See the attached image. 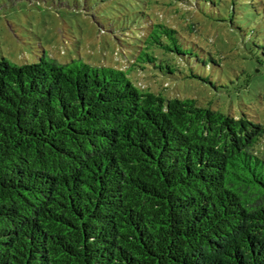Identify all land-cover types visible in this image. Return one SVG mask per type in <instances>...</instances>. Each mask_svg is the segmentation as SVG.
<instances>
[{"label":"trees","instance_id":"16d2710c","mask_svg":"<svg viewBox=\"0 0 264 264\" xmlns=\"http://www.w3.org/2000/svg\"><path fill=\"white\" fill-rule=\"evenodd\" d=\"M125 2L108 7L143 17L133 67L202 81L216 65L152 18L161 2ZM192 2L232 26L247 0L165 6ZM163 92L82 60L0 58V264H264V125Z\"/></svg>","mask_w":264,"mask_h":264},{"label":"rangeland","instance_id":"374dc122","mask_svg":"<svg viewBox=\"0 0 264 264\" xmlns=\"http://www.w3.org/2000/svg\"><path fill=\"white\" fill-rule=\"evenodd\" d=\"M102 1L0 0V58L32 65L45 53L60 64L82 60L91 66L123 69L143 90H164L168 98L210 103L213 109L264 125V0H247L232 26L216 7H207L202 14L193 2L165 6L169 0H158L161 4L150 10L155 21L181 32L199 56L211 54L216 59V65L210 63L199 72L202 81L133 67L135 37L143 17L128 6L130 14L124 18L109 8L119 0ZM91 9L108 11L107 16ZM253 66L256 73L251 74ZM257 151L264 157V144Z\"/></svg>","mask_w":264,"mask_h":264}]
</instances>
